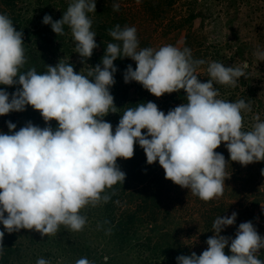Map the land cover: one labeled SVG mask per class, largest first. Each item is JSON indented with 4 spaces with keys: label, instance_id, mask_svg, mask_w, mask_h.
<instances>
[{
    "label": "clouds",
    "instance_id": "clouds-1",
    "mask_svg": "<svg viewBox=\"0 0 264 264\" xmlns=\"http://www.w3.org/2000/svg\"><path fill=\"white\" fill-rule=\"evenodd\" d=\"M112 8L119 11L120 4L114 2ZM93 12L96 0H72L61 19L53 21L46 14L42 20L57 35L64 34L65 26L70 29L75 53L84 64L98 47L88 15ZM109 35L115 43L107 44L99 64H87L86 74L61 61L43 73L35 68L21 71L26 63L23 32L0 13V85L20 86L11 94L0 89V116L23 112L30 105L46 124L41 128L29 121L14 131L16 124L8 121L9 132H0V224L9 234L34 229L42 236L55 235L61 225L81 231L87 220L81 210L107 202L105 189L124 183L126 174L117 159L132 158L137 143L149 165L158 161L166 179L205 202L223 195L228 162L215 151L222 143L230 160L242 166L264 161V121L257 117L246 130L242 114L250 112L251 105L243 99H220L214 87V83L235 87L246 75V61L239 66L209 62L210 78L201 82L197 72L206 61L193 59L190 49L140 48L134 26L116 25ZM255 55L264 61V51ZM118 58L136 63L135 70L129 64L124 71L125 83L135 81L158 98L183 89L187 103L167 114L154 102L137 104L124 111L113 132L103 118L118 109L110 93ZM52 120L57 121L56 128ZM236 218V212L218 216L207 250L180 255L177 264H264L257 255L264 249V237L251 221L239 224L235 238L221 235ZM4 235L0 231V252ZM103 259L107 264L109 258ZM36 264L51 261L39 258ZM75 264L93 262L80 258Z\"/></svg>",
    "mask_w": 264,
    "mask_h": 264
},
{
    "label": "rangeland",
    "instance_id": "rangeland-1",
    "mask_svg": "<svg viewBox=\"0 0 264 264\" xmlns=\"http://www.w3.org/2000/svg\"><path fill=\"white\" fill-rule=\"evenodd\" d=\"M71 2L10 0L9 3H2L0 13L7 14L16 30L23 32L26 66L21 71L35 68L38 73H43L47 66H55L61 61L71 63L75 72L86 74L87 64L93 67L99 64L107 44L115 43L111 36L107 40L109 28L105 27L113 21L112 29L116 25L122 28L134 26L140 48L159 49L164 45H173L181 49L190 46L188 48L202 53L208 51L206 60L202 58L207 67L213 61L225 66H239L245 61L247 64L252 61L247 77L258 88V95L262 96L260 101L264 105V61L255 55L257 50L264 51V0H96V12L88 15L92 20L91 30L96 33L98 47L93 50L87 64L81 63L82 58L75 53V42L67 26L63 35H57L51 25L42 23L46 14L53 21L61 19ZM114 2L120 4L119 11H113ZM192 12L197 16L189 20ZM228 41L245 45L249 49L246 58L233 62L234 58H231L228 50L217 52V47ZM118 60L135 62L130 58H118L115 62ZM207 67L203 68L206 78ZM17 87L0 85V89L9 94L15 92ZM115 87L114 84L110 88V93L118 108ZM228 88L231 92L225 89L219 92L218 98L230 99L233 92L236 93L235 87ZM236 95L239 98L238 92ZM159 101L164 104L165 114L177 107L173 102L167 103L163 96L159 97ZM124 111L119 107L116 113H109L103 119L113 126L121 119ZM262 111L264 113V109ZM243 115L249 124L256 122V119L252 121L253 115ZM35 119L46 126L39 111ZM50 123L54 127L57 121L52 120ZM248 126L251 130L252 126ZM137 144H134L132 158L118 159L119 167L131 168L133 161L142 164L141 156L136 152ZM219 153L228 162L224 191L219 198L205 202L190 190L166 181L165 172L158 161L151 165L145 161L143 163L146 165L140 166L136 175L127 178V189L121 199L118 198L113 204L109 199L107 202L101 200L95 206L89 205L81 210V214L87 217L81 231H72L61 225L55 235L42 236L34 229H21L13 239V250L3 264H36L39 258L50 260L51 264H75L80 258H87L93 264H105V256L109 258V264H172V252L178 255L183 250L190 255L192 252L200 255L207 250L206 241L214 235V220L218 216H231L233 212L237 213L235 224L225 228L221 235L235 238L239 224L251 221L258 234L264 237V175L261 174L264 161L247 166L233 162L224 143ZM155 177L163 178L166 182L165 190H168L159 199L160 206L154 212L149 209L142 213L139 210L140 218L129 219V214L136 210L137 205L145 203V197L154 187L151 181ZM102 195L109 197L107 189ZM110 205L115 206L114 213H111ZM112 214L118 215L114 221ZM119 219L125 224V231L121 235H114L112 226L119 223ZM0 231L9 235L3 224H0ZM257 255L264 260V249Z\"/></svg>",
    "mask_w": 264,
    "mask_h": 264
},
{
    "label": "trees",
    "instance_id": "trees-1",
    "mask_svg": "<svg viewBox=\"0 0 264 264\" xmlns=\"http://www.w3.org/2000/svg\"><path fill=\"white\" fill-rule=\"evenodd\" d=\"M6 1V3H9L10 0H0V7L2 5V3ZM172 2V1H171ZM197 16L196 13L192 12L190 14L189 20L195 18ZM107 22V21H104ZM113 26V21H110V25H105V27L109 28V30L112 29ZM101 36H105V34H102ZM107 40H109L111 37L109 34H106ZM199 44V43H198ZM201 46V45H198ZM190 47V46H188ZM186 47V48H188ZM192 53V57L193 59L196 60H201L202 58H204L206 60V55L208 51H204V53H202V51H197L195 49H191ZM223 49L228 50L231 53V58H234L233 62H238L240 61L239 58L241 59H245L249 49H247L245 47V45L240 46V45H236L233 43H230L229 41L224 43L223 45H221L220 47H217V52H219L220 50L222 51ZM215 53V52H214ZM202 59V60H204ZM251 63V64H250ZM252 61H249L248 63V69L246 70V75L245 77H241L239 78V80L237 81V84L235 86V90L236 93L238 92L239 98L237 97L236 93H234V95H232L231 97H229L230 99H226L227 101L230 102H236L239 101L241 99H243L246 103H249L251 105V111L250 112H246L245 113V117L246 114L249 115H253L252 121H254L257 117H259L260 121H264V113H263V109H264V105L263 102L260 101V98L262 97L261 95L259 96L258 94V88L256 86H254L251 82V80L249 79V77H247V71H250V68L252 66ZM131 64L133 67V70H135L136 68V63L135 62H130L129 60H118V62L114 61V65L117 68V72L114 75V79H115V90H116V95H115V99L116 102L118 103V108L120 107L122 110H126L127 108H134L137 106V104L140 103H147V102H154L157 106L158 109L163 111L165 113V109H164V104H162L161 101H159V98L152 95L150 92H148L146 89L143 88V86L135 81L129 82V83H125L124 79H123V73L126 70L127 66ZM206 64V63H205ZM26 65H24L25 67ZM233 66V65H232ZM206 68V65H201L198 68V79L201 82H207V80L210 78L209 76H207L206 78V72H203V68ZM22 70V69H21ZM249 76V75H248ZM19 86V85H18ZM20 87V86H19ZM214 87L218 90V92H223L230 91V88H228V85H220V84H216L214 83ZM232 94V93H231ZM165 101L169 104H172L171 102L175 103L177 106H179L180 104L183 103H187L186 100V93L184 92L183 89H181L179 92H173L171 94H164L163 95ZM37 115V111L30 109L29 106H26V110L23 112H10L9 114L0 116V132L3 133H8L9 129L7 127V122L11 121L12 123L16 124V129L14 131H18L21 127L25 126L27 124V122L31 121L34 125L39 126L41 128L45 127L43 124L40 123V121H36L35 117ZM243 115V114H242ZM243 122L245 125V129L246 130H250L248 125L249 124L248 121H245L244 119V115H243ZM118 122H115L113 124V132L115 130V127L118 125ZM58 126V123H56L54 125L53 128H56ZM221 146V145H220ZM220 147H218L215 151L219 153ZM136 152L138 155L141 156L140 162H142V164H138L137 162L133 161V166L130 167H120V170L123 171L126 174V178L124 183H117L116 185H114L113 189H107V192L109 194V201L111 204L115 203L116 200L118 198H122V195L126 192V180L127 178L131 177L132 175H136L139 171H140V166H145L146 164L143 163L146 160V155L143 151V149L139 146V144L136 145ZM120 159V158H118ZM117 159V161H118ZM147 168H149V166H146ZM166 181L168 182H172L171 180L166 179ZM154 184V187H152L151 193L145 197V203H141L139 205H137L136 210L131 212L129 214V219H136L139 216V210L143 212L147 211V210H153L158 206H160V200L163 196H165L167 194L168 190H165L164 185L166 184V182H164L163 178H158L155 177L152 179L151 181ZM157 185V186H156ZM109 203V204H110ZM110 207H112V209L110 208L111 213H114V205H110ZM141 216V215H140ZM139 216V218H140ZM118 215H114L112 214V221L115 220V218H117ZM138 218V219H139ZM110 223H113V222ZM114 229V235H121L122 232L125 231V224L123 222L120 221L119 219V223H117L115 226H112ZM19 232V231H18ZM18 232H13L9 235H4V239H3V253L0 256L2 261L0 262V264L5 263V261H7L9 254L11 252V250H13V239L15 240V238L17 237V233ZM17 250V246L14 247V252ZM225 252L230 255V247H226ZM180 255H190L188 252H183V250H180L178 255H175L174 252L171 253L170 257L172 259H170V261H172V264H177L176 258ZM109 261V260H108ZM107 261V264H109V262Z\"/></svg>",
    "mask_w": 264,
    "mask_h": 264
}]
</instances>
